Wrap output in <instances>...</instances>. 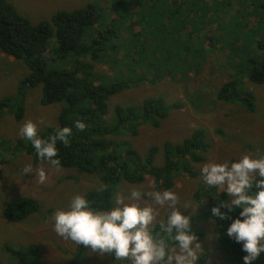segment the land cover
Listing matches in <instances>:
<instances>
[{
    "label": "rangeland",
    "instance_id": "rangeland-1",
    "mask_svg": "<svg viewBox=\"0 0 264 264\" xmlns=\"http://www.w3.org/2000/svg\"><path fill=\"white\" fill-rule=\"evenodd\" d=\"M9 2L33 24L49 20L59 10L72 11L87 7L90 3L94 4L99 7L101 26L94 27L91 31L99 34L113 28L114 32L111 33L114 34L109 35L108 45L118 46L124 37L129 35L131 29H128L129 31L123 29L131 21L139 20V26L134 28L137 31L141 25L147 23V18L152 17L151 23L146 26L150 29L155 21L153 13L158 14L162 11L164 0H9ZM148 4L153 8H148ZM185 4L187 7L184 8V12L191 3L186 1ZM193 7L194 10L188 12L197 15L195 20L181 16V43L178 53L182 60L188 57L201 62L202 72L191 71L190 77H184L177 70L184 63L175 65L168 71L169 74L165 73L169 69L165 65L151 71L145 70L150 74L146 75L142 83L135 84L111 98L110 115L116 105L140 103L148 96H163L169 103L180 102L183 105L180 109L172 110L170 116L159 127L144 124L137 135L127 133L116 137L132 142L143 155L152 145L159 146L160 151L155 159L157 165H163L165 162L163 150L165 142L182 143L197 128L207 131L211 145L205 153V160L201 162L189 160L187 163L184 161L196 175H191L183 168L174 171L173 187L170 190L178 195L182 206H191L185 209L178 205L183 215L191 216L193 232L202 234L198 239L207 253L203 264H230L218 248L216 224L212 223L213 220L207 218L193 223V216L199 215L205 209L202 198H196V192L203 184L201 167L204 163L210 160L236 162L244 154L253 157L258 154L264 155V83L257 84L249 80L252 67L250 60L254 58L257 61L256 59L262 58L259 63L264 61V47L259 46V39L264 38V0H231L228 8L221 0L217 4H214V0H197ZM249 11H252L250 15ZM238 14L246 18L237 19ZM201 39L206 40V47L201 54H197ZM123 49L112 51L113 55L118 53L116 63L108 57L107 62L94 61L89 57L86 60L93 62L96 70L107 75V79H117L128 69L126 50ZM168 50L172 55V61L176 62L174 46ZM134 67L138 74L143 70L141 67L135 65ZM117 71H122V75L117 74ZM29 73V68L22 60L1 52L0 101L4 97L16 96L21 79ZM154 77L160 79L153 82L151 79ZM231 79L240 81L242 89L254 94L256 102L254 112L248 111L239 103L218 98L222 84ZM41 97V87L31 89L25 97L23 119L18 121L13 113L7 112L0 120V140L6 141L7 145L0 150V158L5 159L0 165V264H70L75 256H78L77 264H119L114 258L106 256L101 258L89 248L64 240L55 233L51 221L52 214L57 209H66L74 196H84L89 192L98 191L103 185L99 173L82 172L61 166L59 170L55 168L50 170L44 184L33 183L35 173L26 176L23 174V168L29 164L34 170L40 167L49 168L44 162L33 164L31 156L14 148L16 139L21 137L20 127L25 121L37 122L38 132L58 125L62 105L60 103L42 105ZM41 117L45 119L43 125L39 124ZM154 181V177L148 175L140 184L122 182L117 186L116 193L127 196L132 187L147 192L151 190L149 184L154 185ZM166 189L162 188L160 191ZM20 196L37 199L40 202V210L23 222L13 223L4 218V205L6 201ZM139 203L141 206L151 204L156 208L159 212L156 225L160 220L166 219V208L154 205L148 197L145 196ZM30 245L38 247L39 255L25 260L15 258L6 250V246H10L17 251H25ZM80 249L84 250L82 254L79 252ZM123 264H130V261L126 260Z\"/></svg>",
    "mask_w": 264,
    "mask_h": 264
},
{
    "label": "trees",
    "instance_id": "trees-1",
    "mask_svg": "<svg viewBox=\"0 0 264 264\" xmlns=\"http://www.w3.org/2000/svg\"><path fill=\"white\" fill-rule=\"evenodd\" d=\"M186 1L191 4L184 12ZM196 1L164 0L162 11L153 13L155 21L150 29L146 26H149L152 17L147 18V23L141 25L137 31L134 28L139 26V20L131 21L123 31L131 29L132 32L129 31V35L117 46L108 45L109 35L114 34L111 33L114 32L113 28L99 34L91 31L94 27L101 26L99 7L94 4L90 3L87 7L72 11L59 10L49 20L33 24L9 0H0V54L4 52L22 60L30 70V73L21 79L17 95L4 97L0 101V120L7 112L13 113L18 121L22 120L26 94L38 86L42 89V105L60 103L62 108L58 125L50 126L38 132V135L47 139L57 128H72L73 134L69 137V144L57 142V158L61 160L62 167L99 173L103 185H108L106 191H94L84 195L95 211L110 210L114 207L113 194L122 182L140 184L151 175L155 179L156 190L170 189L173 187L174 171L183 168L191 175H196L184 161L201 162L206 158L205 153L211 141L203 128L195 129L182 143L165 142L163 165H157L155 162L160 151L159 146L152 145L143 155L132 142L116 138L127 133L137 135L144 124L159 127L172 110L183 107L180 102L169 103L163 96H148L140 103L116 105L111 115L109 106V101L114 95L142 83L146 75L150 74L145 70L151 71L165 65L169 68L165 73L169 74L168 71L175 65L184 63L177 69L184 77H190L191 71L202 72L201 62L188 57L182 60L178 53L181 43V16L195 20L197 15H192L188 10H194ZM219 1L214 0V4ZM221 2L227 8L231 5V0ZM147 6L153 8L150 4ZM251 13L252 11L248 12L249 15ZM240 18L246 17L238 14L237 19ZM171 46L176 50V62L172 61L168 50ZM259 46L264 47V38L259 39ZM205 47L206 40L201 39L200 48L196 53L201 54ZM120 48L126 50L128 69L123 75L122 71H117V74L122 75L117 79H107V75L96 70L93 62L86 60L89 57L94 61L107 62L108 57L116 63L118 53L113 55L112 51L117 52ZM261 59H256L258 62L254 58L250 60L252 67L249 80L257 84L264 83V61L259 63ZM134 65L143 69L140 74L135 72ZM157 79L160 77L151 80L156 82ZM240 83L235 79L225 81L218 91V98L239 103L248 111L254 112L255 96L251 91L242 89ZM77 120L86 124L85 130H76L74 123ZM218 131L221 132L220 129ZM6 146V141L0 140V150ZM14 148L31 156L33 164L42 163L31 141L17 138ZM3 162L5 159L0 158V165ZM196 198H202L205 209L199 215L193 216V223L207 218L213 220L211 209L218 204L217 200H225L227 196L203 183L196 192ZM39 210L40 202L37 199L20 196L5 202L3 216L13 223L23 222ZM221 211L226 212L227 209L222 208ZM240 211L242 210L237 209L229 212L228 215L232 219L216 223L218 248L230 264H244L243 256L246 255L242 251V244L225 235L227 227L239 216ZM220 224H223L222 228ZM156 230H159V223ZM194 233L198 237L202 235ZM6 250L21 260L39 255V249L35 245H30L25 251H17L10 246H6ZM83 251L80 249L79 252L82 254ZM206 256L205 252L198 264H203ZM106 257L114 258L108 255ZM77 261L78 256H75L70 264H77ZM253 264H264V254Z\"/></svg>",
    "mask_w": 264,
    "mask_h": 264
},
{
    "label": "clouds",
    "instance_id": "clouds-1",
    "mask_svg": "<svg viewBox=\"0 0 264 264\" xmlns=\"http://www.w3.org/2000/svg\"><path fill=\"white\" fill-rule=\"evenodd\" d=\"M44 123V117L39 118V124ZM74 127L83 131L87 126L77 120ZM38 131L37 122L27 120L19 135L32 142L39 159L49 168L34 170L29 164L23 168V174L35 173L33 183L44 184L50 170L61 167L57 142L69 144L73 130L67 126L57 128L47 139L41 138ZM201 179L227 196L225 200H217L218 204L211 209L213 224L232 219L229 212L242 210L225 235L242 244L246 253L244 264H253L264 254V155L244 154L236 162L210 160L201 167ZM149 188L144 192L132 187L127 196L113 194L115 206L104 211L93 210L87 198L76 195L66 209H57L52 214L53 230L64 240L89 248L101 258L114 256V261L127 260L130 264H198L205 255L203 245L192 230L191 216L179 210L178 205H182L178 195L170 189L155 190L152 184ZM107 189L108 185H101L98 191ZM145 196L159 208H166V219L159 221L158 231L159 212L151 204L139 203ZM222 208L227 211H221Z\"/></svg>",
    "mask_w": 264,
    "mask_h": 264
}]
</instances>
